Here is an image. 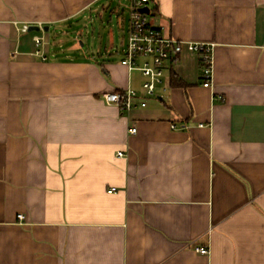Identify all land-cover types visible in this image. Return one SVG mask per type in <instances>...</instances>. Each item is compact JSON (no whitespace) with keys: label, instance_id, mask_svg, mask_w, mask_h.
<instances>
[{"label":"crops","instance_id":"1","mask_svg":"<svg viewBox=\"0 0 264 264\" xmlns=\"http://www.w3.org/2000/svg\"><path fill=\"white\" fill-rule=\"evenodd\" d=\"M123 2L0 0V264H264V0H151L166 36L215 45L210 89L184 52L154 97ZM125 90L130 112L102 98Z\"/></svg>","mask_w":264,"mask_h":264},{"label":"built area","instance_id":"2","mask_svg":"<svg viewBox=\"0 0 264 264\" xmlns=\"http://www.w3.org/2000/svg\"><path fill=\"white\" fill-rule=\"evenodd\" d=\"M130 3V22L128 45L124 52L122 65L131 70H140L146 81L143 90L148 97L156 95L157 86L162 83L166 69L171 62L183 54L189 52L196 54L199 58L201 68L202 86L210 89L213 84L214 75V49L215 45L206 43L180 42L166 36L163 29L151 20L152 10L149 6L151 0H128ZM149 7L148 14L141 12L142 8ZM40 48L37 55L47 60L44 53L45 40L36 36L34 39ZM108 105L117 106L122 113L130 112L137 107L136 100L139 98L138 92L134 90L116 91L105 93L102 96ZM223 101L224 99L221 98ZM141 107H146L147 103L142 102ZM203 125H201L202 127ZM176 128L175 126L173 127ZM137 133L134 128L130 134ZM122 157L123 153H119ZM117 192L116 188L108 191L109 194ZM23 219V216L19 217ZM197 253L208 255L209 249L196 248Z\"/></svg>","mask_w":264,"mask_h":264},{"label":"rangeland","instance_id":"3","mask_svg":"<svg viewBox=\"0 0 264 264\" xmlns=\"http://www.w3.org/2000/svg\"><path fill=\"white\" fill-rule=\"evenodd\" d=\"M123 5H124V8L121 11V15H123V17H124V21H123L124 22V26H123L124 29L123 30L125 31L126 28H127V26H128V23L130 22V19L128 20V18L130 16L129 15L130 10H129V8H127V6H128V3L127 2H123ZM129 7H130V3H129ZM112 16H113L112 19H113V21L115 23V24H112V25L109 24L110 17H108V20H107L106 24L103 21L96 20L97 22H95L93 24H89L88 23V25H87L85 23L81 28H79L78 26L77 27H71L72 29L74 28V30L67 28L68 29L67 32H69V30H71L70 33H69L70 34L69 36H71L70 42H75L76 45L79 46L77 48L79 50L83 51V52H81L82 54L83 53L89 54L91 52L90 51L91 48L88 47V46H90V45L92 46L94 44V42L92 41V37H93L94 34H100V32L103 31L102 25L103 26L105 25L106 28L108 29V31L110 29H113V30L115 28L118 29L117 26H118V23L120 24L121 20H118V18H117V16H116L115 13L112 14ZM117 20H118V22H117ZM109 25L111 27H107ZM121 26H122V24H121ZM128 28H129V26H128ZM77 31L79 33V35H78L79 37H76ZM51 36H53V32L51 33ZM60 37L61 36L59 35V36H55L54 38H52V43H55V41L57 42V40L60 39ZM128 39H129V37H128ZM117 48H118V51H116ZM121 49H122V47H115V50L112 53L113 57H116V58L119 57L120 56V50Z\"/></svg>","mask_w":264,"mask_h":264},{"label":"water","instance_id":"4","mask_svg":"<svg viewBox=\"0 0 264 264\" xmlns=\"http://www.w3.org/2000/svg\"><path fill=\"white\" fill-rule=\"evenodd\" d=\"M141 12H143V13H146V14H148L149 12H150V9H149V7H145V8H142L141 9ZM41 29L39 28V27H31L30 28V31H40ZM45 30H47L48 31V28H46Z\"/></svg>","mask_w":264,"mask_h":264}]
</instances>
